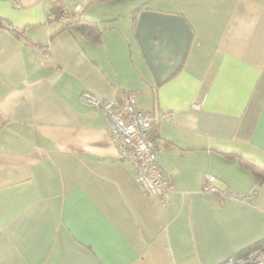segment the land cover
Returning <instances> with one entry per match:
<instances>
[{
    "label": "crops",
    "instance_id": "obj_1",
    "mask_svg": "<svg viewBox=\"0 0 264 264\" xmlns=\"http://www.w3.org/2000/svg\"><path fill=\"white\" fill-rule=\"evenodd\" d=\"M61 1L72 21L97 23L99 41L47 26L54 0H0V264H225L264 249V179L238 158L264 169V0ZM147 9L193 31L161 86L135 37ZM85 91L174 113L153 127L175 189L166 206ZM207 175L232 196L204 192Z\"/></svg>",
    "mask_w": 264,
    "mask_h": 264
},
{
    "label": "built area",
    "instance_id": "obj_2",
    "mask_svg": "<svg viewBox=\"0 0 264 264\" xmlns=\"http://www.w3.org/2000/svg\"><path fill=\"white\" fill-rule=\"evenodd\" d=\"M17 7L20 4L15 2ZM81 11V8H77ZM67 6L59 11L47 9L46 24H68L72 21ZM48 46L42 54L48 55ZM80 102L86 106L102 110L109 120V135L117 147L119 158L128 162L135 171L137 182L145 192L160 198L163 205L170 201L175 191L170 177L161 168L156 154L153 139V127L160 122H171L174 113L171 111L146 112L138 107L137 97L133 93H123L115 99L102 98L92 91H85L80 95ZM217 179L207 175L203 186L206 193H220L216 186ZM221 196H232L228 191L221 192ZM225 264H264V249L257 250L247 257L229 259Z\"/></svg>",
    "mask_w": 264,
    "mask_h": 264
},
{
    "label": "water",
    "instance_id": "obj_3",
    "mask_svg": "<svg viewBox=\"0 0 264 264\" xmlns=\"http://www.w3.org/2000/svg\"><path fill=\"white\" fill-rule=\"evenodd\" d=\"M135 37L155 84L161 86L183 66L193 31L181 15L147 9L138 14Z\"/></svg>",
    "mask_w": 264,
    "mask_h": 264
},
{
    "label": "trees",
    "instance_id": "obj_4",
    "mask_svg": "<svg viewBox=\"0 0 264 264\" xmlns=\"http://www.w3.org/2000/svg\"><path fill=\"white\" fill-rule=\"evenodd\" d=\"M64 7H65V4L63 3V1L54 0V3L52 4L51 9L55 10V11H59V10L63 9ZM69 14L73 18V13L70 12ZM4 23H5L4 19L0 18V26H4ZM63 27H65L66 29H69V28L75 29V30L79 31L81 34H83L84 36H86L87 38L91 39L92 41H99V38L101 35V30H100L99 26L97 25V23L90 21V20H87V19L73 20L70 23L63 25ZM13 33L18 37V36H21L23 34V30L13 29ZM152 134H153V132H152ZM153 139H154V135H153ZM238 158H239L240 163L244 167L249 169L255 175V177H257L258 179H264V169L262 167L257 165L251 159L241 157V156H239ZM217 195H219L221 197V199H225L219 193H217ZM254 248H257V249L262 248V244L259 243V244L255 245L254 247H252L251 249H254ZM251 249H249V250H251Z\"/></svg>",
    "mask_w": 264,
    "mask_h": 264
},
{
    "label": "rangeland",
    "instance_id": "obj_5",
    "mask_svg": "<svg viewBox=\"0 0 264 264\" xmlns=\"http://www.w3.org/2000/svg\"><path fill=\"white\" fill-rule=\"evenodd\" d=\"M148 1H150V0H148ZM163 0H159L158 2L160 3V2H162Z\"/></svg>",
    "mask_w": 264,
    "mask_h": 264
}]
</instances>
